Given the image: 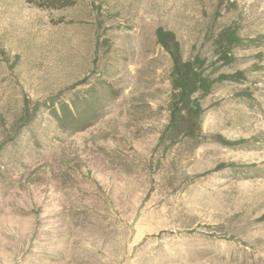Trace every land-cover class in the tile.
I'll list each match as a JSON object with an SVG mask.
<instances>
[{
  "label": "rangeland",
  "instance_id": "1",
  "mask_svg": "<svg viewBox=\"0 0 264 264\" xmlns=\"http://www.w3.org/2000/svg\"><path fill=\"white\" fill-rule=\"evenodd\" d=\"M0 264H264V0H0Z\"/></svg>",
  "mask_w": 264,
  "mask_h": 264
},
{
  "label": "bare ground",
  "instance_id": "2",
  "mask_svg": "<svg viewBox=\"0 0 264 264\" xmlns=\"http://www.w3.org/2000/svg\"><path fill=\"white\" fill-rule=\"evenodd\" d=\"M176 160H177V159H176ZM172 171H173V170H172ZM221 195H222V194H221ZM214 198H215V197H214ZM69 206H70V205H69ZM73 206H74V205H73ZM67 210H68V209H67ZM67 210H66V211H67ZM69 210H70V209H69ZM64 211H65V210H64ZM70 213H71V212H70ZM70 213H69V214H70ZM258 240H259V239H258ZM245 242H246V241H245ZM89 245H90V244H89Z\"/></svg>",
  "mask_w": 264,
  "mask_h": 264
}]
</instances>
